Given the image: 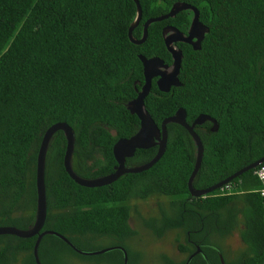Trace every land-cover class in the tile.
<instances>
[{
	"label": "trees",
	"instance_id": "1",
	"mask_svg": "<svg viewBox=\"0 0 264 264\" xmlns=\"http://www.w3.org/2000/svg\"><path fill=\"white\" fill-rule=\"evenodd\" d=\"M142 21L134 36H143L150 18L167 14L176 2L200 11L210 32L202 49L178 43L183 52L181 87L159 90L156 79L145 99L146 108L161 127L178 109L189 125L200 114L215 119L196 126L204 146L194 188L208 189L264 157V0H139ZM137 16L134 0H0V227L27 229L37 211V158L46 131L65 122L75 132L73 168L86 179L114 172L115 143L140 129L138 116L127 104L145 83L139 58L159 57L172 65L163 28L171 25L187 34L193 12L153 23L145 43L135 45L129 28ZM167 149L149 170L125 174L109 186L86 188L67 173V139L57 132L46 161L47 220L43 230L55 231L82 250L90 241L109 237L122 246L129 264L143 257L131 241L138 232L130 225L132 202L167 198L156 218L144 220L157 238L169 231L184 234L177 240L175 262L222 264L220 240L236 231L245 245L239 257L226 264L264 263V200L260 181L251 170L220 190L203 197L190 194L188 182L197 161V147L189 131L168 125ZM158 146L137 150L128 167L149 163ZM37 237L0 236V264H36ZM96 249H92L94 251ZM69 252L84 257L56 236L40 245L43 264H57ZM124 264L119 250L105 254ZM113 258V259H112Z\"/></svg>",
	"mask_w": 264,
	"mask_h": 264
},
{
	"label": "water",
	"instance_id": "2",
	"mask_svg": "<svg viewBox=\"0 0 264 264\" xmlns=\"http://www.w3.org/2000/svg\"><path fill=\"white\" fill-rule=\"evenodd\" d=\"M134 1L137 5V16L129 28L128 35L131 43L135 45H141L146 42L149 27L153 23L161 22L170 18H175L179 13L184 11L193 12V18L190 24V28L187 34L181 32L179 29L170 25L165 26L163 28L164 42L168 52L172 55L173 59L172 65L165 64V62L159 57L147 58L144 55L139 56L143 64L145 83L142 86L141 90L138 92V96L127 104V108L131 114L138 116L140 120V129L132 137L121 138L115 143L113 147V154L117 161V165L115 166L113 173L95 179H86L79 176L73 168V157L75 152L76 141L75 132L73 128L65 122H59L52 125L46 131L37 158V211L34 224L27 229H20L12 226L0 227V236L12 235L17 236L19 238H33L37 236V241L34 246V258L36 264H43L39 253L40 245L43 238L49 235L60 238L61 240L66 242L70 247H72L75 252L82 256L104 255L119 250L123 253L124 264H129L128 252L122 246H116L96 251H85L77 247L73 242H71L63 235L55 231L43 230L48 213L47 191L45 181L47 154L54 135L59 131L64 132L67 139V150L64 158L65 169L69 176L78 185L86 188H100L104 186H109L125 174L141 173L152 168L163 157L166 152L168 142L167 127L169 124H178L187 129L197 147L196 165L188 182L190 194L195 198L203 197L213 193L216 190L222 189L234 179L240 177L241 175L251 170L256 169L259 165L264 163L263 157L257 162L239 170L238 172L223 180L222 182L216 184L215 186L204 190H197L196 188H194V181L201 168L204 156V146L200 136L195 132V126L202 125L205 122L209 121L213 124L212 132H217L219 129L217 121L209 115L201 114L198 116V118L192 125H189L187 122L186 110L180 108L173 116L164 119L160 127L147 110L145 99L151 92L152 81L154 78H158L157 86L159 90L163 93H169L173 87L182 86L179 76L184 56L182 50L178 48V43L188 44L192 46L195 51H199L202 49V43L206 35L210 32V29L200 21V11L196 7L185 2H176L167 14L156 18L148 19L144 24L143 36L138 39L134 36L133 33L142 21L143 13L139 0ZM156 146H158L159 150L156 156L149 163L137 167L126 166V160L128 158H132L137 152V150H146ZM199 254L203 255V251L200 247H198L197 251L194 252L188 258L185 264H191L196 255ZM220 258L222 264H226L225 259L221 253Z\"/></svg>",
	"mask_w": 264,
	"mask_h": 264
},
{
	"label": "rangeland",
	"instance_id": "3",
	"mask_svg": "<svg viewBox=\"0 0 264 264\" xmlns=\"http://www.w3.org/2000/svg\"><path fill=\"white\" fill-rule=\"evenodd\" d=\"M167 198L155 197L147 201L132 202L133 212L130 219V225L138 232V237L131 241L133 251L142 254V264H165L161 260V256L165 255L175 262H182L186 259V255L179 252L177 240L184 243L185 236L179 231H169L164 237L157 238L145 226L144 220L156 218L160 214V206L168 205ZM114 241L109 237H100L90 241V245L86 249L102 250L113 247ZM220 244L224 251V259L228 262L239 257L244 249L239 231L226 239L220 240ZM94 250V251H96ZM113 259V258H112ZM17 264H22L21 259ZM57 264H116L111 258L104 255L77 257L69 252H63Z\"/></svg>",
	"mask_w": 264,
	"mask_h": 264
},
{
	"label": "built area",
	"instance_id": "4",
	"mask_svg": "<svg viewBox=\"0 0 264 264\" xmlns=\"http://www.w3.org/2000/svg\"><path fill=\"white\" fill-rule=\"evenodd\" d=\"M255 175L257 176V178L259 179L260 181V184H261V187L259 189V193L262 197V199L264 200V163L259 165L257 168H256V172H255ZM264 264V263H263Z\"/></svg>",
	"mask_w": 264,
	"mask_h": 264
},
{
	"label": "flooded vegetation",
	"instance_id": "5",
	"mask_svg": "<svg viewBox=\"0 0 264 264\" xmlns=\"http://www.w3.org/2000/svg\"><path fill=\"white\" fill-rule=\"evenodd\" d=\"M168 26V25H167ZM171 26V25H170ZM179 48V47H178ZM154 79H156V84H157V80H158V78H154ZM153 79V80H154ZM152 86H153V81H152ZM152 90V89H151ZM137 96H138V94H137ZM201 115V114H200ZM196 120H194V122H195ZM209 122V121H208ZM206 123V122H205ZM211 123V122H210ZM212 124V123H211ZM203 125V124H202ZM197 126H201V125H197ZM195 128H196V126H195ZM196 132V131H195ZM136 154V153H135ZM135 156V155H134ZM133 156V157H134ZM127 166V165H126ZM37 237V236H36ZM140 264H142V262H140Z\"/></svg>",
	"mask_w": 264,
	"mask_h": 264
}]
</instances>
